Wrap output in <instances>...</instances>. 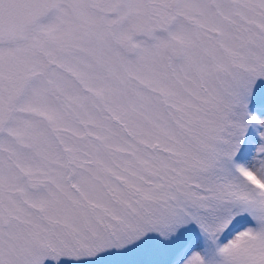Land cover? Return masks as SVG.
<instances>
[{
  "label": "snow or ice",
  "instance_id": "6c2138e0",
  "mask_svg": "<svg viewBox=\"0 0 264 264\" xmlns=\"http://www.w3.org/2000/svg\"><path fill=\"white\" fill-rule=\"evenodd\" d=\"M0 264H264V0H0Z\"/></svg>",
  "mask_w": 264,
  "mask_h": 264
}]
</instances>
